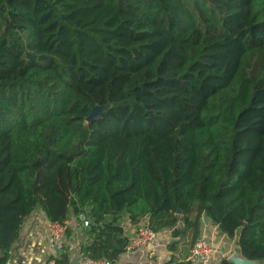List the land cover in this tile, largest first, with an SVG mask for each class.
Returning <instances> with one entry per match:
<instances>
[{
  "label": "trees",
  "instance_id": "trees-1",
  "mask_svg": "<svg viewBox=\"0 0 264 264\" xmlns=\"http://www.w3.org/2000/svg\"><path fill=\"white\" fill-rule=\"evenodd\" d=\"M36 208L111 264L204 218L264 261V0H0V264Z\"/></svg>",
  "mask_w": 264,
  "mask_h": 264
},
{
  "label": "crops",
  "instance_id": "crops-1",
  "mask_svg": "<svg viewBox=\"0 0 264 264\" xmlns=\"http://www.w3.org/2000/svg\"><path fill=\"white\" fill-rule=\"evenodd\" d=\"M48 218L45 213L36 208L24 219L17 238L14 240L8 259L4 264H42L48 257H59L66 254L68 264H72L79 256L80 244L85 238L82 221L73 213L66 219L68 230L63 238L53 241L48 233ZM126 229L133 233L134 229L126 225ZM201 234L211 241L218 243L219 251L215 247L206 261L193 260V264H217L224 252L228 238L221 234L216 225L204 218ZM172 237L168 229L162 230L152 243L122 252L113 264H166L171 257L189 259L190 247L182 246L178 242L170 245ZM230 253H228L229 255ZM227 255V256H228Z\"/></svg>",
  "mask_w": 264,
  "mask_h": 264
},
{
  "label": "built area",
  "instance_id": "built-area-1",
  "mask_svg": "<svg viewBox=\"0 0 264 264\" xmlns=\"http://www.w3.org/2000/svg\"><path fill=\"white\" fill-rule=\"evenodd\" d=\"M77 217L82 221V225H87L90 221L89 217L84 212H79ZM48 233L50 238L53 241L59 240L63 238L66 234L68 225L67 222H60L49 220L48 222ZM153 228H151L145 222H140L135 228L133 233L131 234L129 240L126 243V250H132L137 247L145 246L157 237L158 233ZM214 251V246L211 241L204 235L200 234L194 241V243L190 246L189 249V259L192 260H201L206 261L211 256ZM42 264H57L56 259L54 257H48ZM72 264H111L109 259L101 256V257H92L83 253H80L79 256L75 259Z\"/></svg>",
  "mask_w": 264,
  "mask_h": 264
},
{
  "label": "water",
  "instance_id": "water-1",
  "mask_svg": "<svg viewBox=\"0 0 264 264\" xmlns=\"http://www.w3.org/2000/svg\"><path fill=\"white\" fill-rule=\"evenodd\" d=\"M105 108V104H96L92 106L89 113L86 115V120L101 115ZM228 258L234 264H260V262H262V260L248 258L242 253H240L238 250H235L233 253L229 254Z\"/></svg>",
  "mask_w": 264,
  "mask_h": 264
},
{
  "label": "rangeland",
  "instance_id": "rangeland-1",
  "mask_svg": "<svg viewBox=\"0 0 264 264\" xmlns=\"http://www.w3.org/2000/svg\"><path fill=\"white\" fill-rule=\"evenodd\" d=\"M210 240V239H209ZM211 241V240H210ZM211 243L213 244V246H214V249H215V247L218 249V251H219V247H218V243L216 242V241H211ZM187 245V244H186ZM185 246V245H184ZM236 249H235V245H234V243H233V241L232 240H228V242L225 244V248L224 249H222L220 252H224L225 254H227L228 255V253H233L234 251H235ZM260 264H264V261H262V262H260Z\"/></svg>",
  "mask_w": 264,
  "mask_h": 264
}]
</instances>
